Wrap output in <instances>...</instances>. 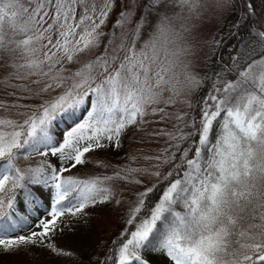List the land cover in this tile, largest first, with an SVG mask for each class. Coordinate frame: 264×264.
<instances>
[{"label": "snow or ice", "instance_id": "1", "mask_svg": "<svg viewBox=\"0 0 264 264\" xmlns=\"http://www.w3.org/2000/svg\"><path fill=\"white\" fill-rule=\"evenodd\" d=\"M117 6L0 0V93L12 98L0 99V250L36 246L62 264H92L57 236L66 217L113 203L112 181L122 179L143 187L98 264H151L145 253L170 264H264V27L253 21L227 71L212 72V90L191 99L204 79L190 37L220 0H125L106 33ZM239 12L238 28L256 14L253 0ZM126 24L134 27L115 45ZM59 121L72 123L59 132ZM172 121L150 133L166 146L145 157L155 161L147 168L71 175L88 154L119 148L128 128Z\"/></svg>", "mask_w": 264, "mask_h": 264}, {"label": "rangeland", "instance_id": "2", "mask_svg": "<svg viewBox=\"0 0 264 264\" xmlns=\"http://www.w3.org/2000/svg\"><path fill=\"white\" fill-rule=\"evenodd\" d=\"M124 3L125 0H117L118 6L110 14L108 25L104 29L106 33L112 29V24L116 20L117 14L124 7ZM262 7V16L264 18L263 4ZM177 12H179V9H177ZM236 20L237 17H235L229 0H220V7L214 8L211 12L204 14L195 21L201 30L195 31L190 37L193 46L191 59L194 72L204 79L203 88L211 80L210 64L215 56L216 48L236 30V26H234ZM260 26L264 27V19L263 23H260ZM133 27L134 24H126L125 29H117L115 45L120 44L122 39L121 33L130 31ZM102 48L103 45L101 46V50ZM95 54V52L85 54L80 59L84 61L90 59ZM218 61L219 59H217ZM5 75V70L0 68V78H3ZM203 88L193 91L190 98L195 99L197 95L202 93ZM0 99L10 101L12 98L0 95ZM176 108L181 111L191 112V109L185 105L178 104ZM176 108L169 109V111L175 112ZM13 118L22 119L21 117ZM146 119L152 120L153 117H147ZM172 123L174 121L167 124L150 123L143 125L141 130H137L135 127L128 128L121 137L119 148H104L88 154L89 163L79 166L71 174L79 179H87L97 174L114 176L115 173L122 172V170L129 167L147 168L150 164L155 163V161L146 160L145 157L156 155L160 148L166 146V137H155L150 135V133L160 127H167L171 130ZM40 159L42 158H33L34 161ZM21 166H24V164L21 163ZM94 169L98 171L96 172ZM152 171H156V169H152ZM135 175L138 179L144 180L147 186H151L156 182L155 177L143 176L139 173ZM112 184L114 185L115 192L113 203L105 206L103 209H88L89 212L94 213L91 218L78 219L66 217L64 222L68 227L65 228L63 236H57L58 243L66 248H74L81 251L86 261L97 262L101 259V256L105 253L104 251L110 246L112 239L124 226L122 221L127 217L126 209L129 207V202H135L136 192L142 190L143 187L135 183H128L122 179H115L112 181ZM116 199L121 201L120 205L115 204ZM23 234L27 235L28 233L24 232ZM157 261L160 264L164 263L162 259H158ZM0 264H62V262L52 257L42 247L28 246L27 248L22 247L19 252L13 254H7L0 250Z\"/></svg>", "mask_w": 264, "mask_h": 264}, {"label": "trees", "instance_id": "3", "mask_svg": "<svg viewBox=\"0 0 264 264\" xmlns=\"http://www.w3.org/2000/svg\"><path fill=\"white\" fill-rule=\"evenodd\" d=\"M253 2L256 5V14L252 17V19L248 22V24H244L242 27H236V30L233 32L232 35H230L227 39H225V41L222 42V44L218 45L216 48V52H215V56L212 59V62L210 64V72H214V71H219L221 68L225 69V71H227V66L230 65L232 63L231 58L232 56L235 55L234 49L237 45V43L239 42L240 38H241V34H246L248 31V27L252 26L253 28L256 27V24H253V21L256 22H260L263 23V16H262V4L263 1L262 0H253ZM241 3L242 0H236V12H234L235 17L238 18V15L240 14L239 9L241 7ZM259 23V24H260ZM245 43H247V41H245ZM243 47V45L241 46ZM217 59H219V63L217 62ZM212 79L210 80L209 84H206V87L203 88L202 93L200 95H207L211 90H212ZM1 96L4 97H8L6 95H4L3 93H0ZM78 115H80L81 117L83 115H86V113L80 114L78 113ZM72 121H59L58 122V131H63L66 128L67 124H71ZM94 171H98L95 170ZM72 175V174H71ZM100 174H97L95 176H98ZM166 183V182H165ZM163 187V185H161L160 187L157 188L156 190V195L160 194L161 188ZM154 199V197H153ZM29 214L32 215L31 212H28ZM110 247V246H109ZM108 247V249H109ZM108 249L106 251H104L105 253L101 256V259L99 261L104 260L105 256L108 254ZM145 255H148V259L151 261V264H160L157 260L158 259H162L164 261L163 264H170L169 261L166 260L165 257H162L158 254H147L145 253ZM93 262L94 264H98V262Z\"/></svg>", "mask_w": 264, "mask_h": 264}, {"label": "flooded vegetation", "instance_id": "4", "mask_svg": "<svg viewBox=\"0 0 264 264\" xmlns=\"http://www.w3.org/2000/svg\"><path fill=\"white\" fill-rule=\"evenodd\" d=\"M263 1V5H264V0H262Z\"/></svg>", "mask_w": 264, "mask_h": 264}]
</instances>
